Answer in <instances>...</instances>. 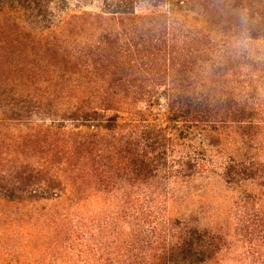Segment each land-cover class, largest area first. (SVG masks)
<instances>
[{
	"label": "trees",
	"instance_id": "16d2710c",
	"mask_svg": "<svg viewBox=\"0 0 264 264\" xmlns=\"http://www.w3.org/2000/svg\"><path fill=\"white\" fill-rule=\"evenodd\" d=\"M261 157L264 0H0V264H264ZM215 177L262 189L231 234L168 216Z\"/></svg>",
	"mask_w": 264,
	"mask_h": 264
},
{
	"label": "rangeland",
	"instance_id": "374dc122",
	"mask_svg": "<svg viewBox=\"0 0 264 264\" xmlns=\"http://www.w3.org/2000/svg\"><path fill=\"white\" fill-rule=\"evenodd\" d=\"M70 6L79 4V0H69ZM99 3L87 5L88 10L96 12ZM151 110L155 122L159 126L166 125L165 100L155 97L151 100ZM261 159H264L261 157ZM254 181L243 182L239 186L227 187L218 178L193 181L189 189L183 188L178 182L165 183L162 192L165 191L164 204L168 210V216L179 221L187 220L191 226L199 229L219 230L231 234L233 224L241 208L234 203L242 200V195L259 196L262 189L254 184ZM192 185V186H191ZM163 198V196H162ZM257 204L259 202L257 201ZM27 210L21 204L6 203L0 197V244L8 243L7 233L17 235L22 225H33V221L27 218ZM264 218V211H263ZM218 228V229H217ZM220 228V229H219ZM228 232V233H227ZM5 234V235H4ZM239 243L235 250L229 254L223 253L222 264H236L234 257L240 254ZM3 246V247H5ZM10 247V246H9Z\"/></svg>",
	"mask_w": 264,
	"mask_h": 264
}]
</instances>
